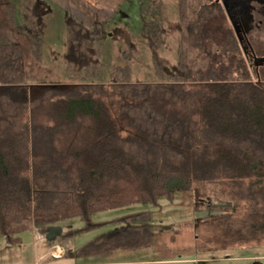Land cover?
<instances>
[{"label":"trees","instance_id":"16d2710c","mask_svg":"<svg viewBox=\"0 0 264 264\" xmlns=\"http://www.w3.org/2000/svg\"><path fill=\"white\" fill-rule=\"evenodd\" d=\"M27 1L0 0L4 241H19L37 220L48 226L79 218L80 231L103 228L94 214L156 205L161 197L172 200L204 182L222 186L219 193L232 203L216 218L223 244L230 245L220 249L264 248V67L248 65L247 46L222 2L178 0L177 65L166 69L154 55L155 69L166 79L152 84L130 81L127 53L119 57L123 64L113 65L109 84L85 81L99 70L95 41L101 26L69 17L68 83L43 85L32 97L15 35L22 32L38 44L40 32L29 26L40 27L42 5ZM141 18L156 49L160 26ZM225 18L231 28L223 25ZM41 112L44 121L36 120ZM111 223L83 254L149 244L147 212Z\"/></svg>","mask_w":264,"mask_h":264},{"label":"rangeland","instance_id":"374dc122","mask_svg":"<svg viewBox=\"0 0 264 264\" xmlns=\"http://www.w3.org/2000/svg\"><path fill=\"white\" fill-rule=\"evenodd\" d=\"M128 1L130 4L128 10L125 9L124 13L119 14L116 19L103 23L99 28V35L95 41L96 48L99 50L97 57L100 64L99 70L85 81L109 84L112 80L113 65L117 62L124 63L119 60L122 53L129 55L127 63L130 66L132 83L152 84L166 79L156 71L154 55L164 63V68L176 67L180 37L178 0ZM49 10L41 9L39 28L29 26L32 31H35L34 33L40 32L37 38L38 44L30 42L28 36L21 31L15 35L23 53V81L26 88L30 89L28 91L32 97L38 94L43 85L66 84L69 79L66 33L67 20L72 16L53 5ZM143 14L160 26L161 42L156 49L150 47L143 31L141 18ZM223 25L231 28L227 18ZM248 36L256 53L264 57V24L259 31H254ZM247 63L251 64L248 58ZM78 81L76 80L77 83ZM42 113L36 116V120H45ZM221 189H223L222 186L211 183L194 182L189 191L175 194L172 200L161 197L156 205L133 204L98 212L92 216V220L98 223L104 222L106 226L84 232L80 231L83 228V222L79 218L62 221L59 229L65 227L66 231L64 230L62 234L55 232L52 235L45 229L47 225L37 220L30 230L19 235V241L0 242V264H30L33 260H37L38 254L43 251L48 253L43 261L45 263L249 264L252 259H246L248 257L261 262L255 259V249L231 251L220 249L230 245L223 244L221 227L218 226L216 218L226 214L229 212L227 210L232 208V203L225 200L219 193ZM136 212H147L149 217L150 242L147 246L118 249L110 254L82 253L85 250L82 248L98 234L113 228L112 220ZM232 216L237 217L236 214ZM60 248L67 251V256L66 252H63L66 258L59 262L53 261L51 257L63 255L58 254L61 252Z\"/></svg>","mask_w":264,"mask_h":264},{"label":"crops","instance_id":"0c3cea01","mask_svg":"<svg viewBox=\"0 0 264 264\" xmlns=\"http://www.w3.org/2000/svg\"><path fill=\"white\" fill-rule=\"evenodd\" d=\"M40 4L42 5V8L49 9L51 8V5L58 7L60 10H63L65 13L69 14L70 16L77 19V21L82 22L84 25L92 26L95 23H98L103 25V23H108L112 21L113 19H116V17L119 14L124 13V10L130 8V4L128 3V0H39ZM64 222V221H63ZM59 222L57 224L48 225L46 226V230L48 227H54L57 228L61 226ZM63 229V230H62ZM65 227L61 228V234L64 232ZM66 231V230H65ZM3 242L4 239L0 235V242ZM59 246V245H57ZM61 246V245H60ZM62 247V246H61ZM60 253L63 254V252L67 251L63 248H60ZM255 259L261 260V262L254 261L253 257H248L246 259H252L249 261V264L257 263V264H264V248L255 249ZM258 253L259 255H257ZM48 253L45 251L41 252L37 256V260H31L30 264H68L66 263H50V262H43L47 258ZM66 256L63 254L62 256L57 257H51L53 261L59 262L63 261ZM259 256V257H258ZM231 259V258H230ZM27 262V263H29ZM43 262V263H42ZM88 264V263H87Z\"/></svg>","mask_w":264,"mask_h":264},{"label":"flooded vegetation","instance_id":"af4514ba","mask_svg":"<svg viewBox=\"0 0 264 264\" xmlns=\"http://www.w3.org/2000/svg\"><path fill=\"white\" fill-rule=\"evenodd\" d=\"M221 1V0H220ZM231 20L237 27L241 40L246 44L247 58L255 70L264 67V57L256 53L249 34L259 31L264 24V0H226ZM257 264V263H253Z\"/></svg>","mask_w":264,"mask_h":264},{"label":"water","instance_id":"95a60500","mask_svg":"<svg viewBox=\"0 0 264 264\" xmlns=\"http://www.w3.org/2000/svg\"><path fill=\"white\" fill-rule=\"evenodd\" d=\"M221 2H222V4L224 5L225 11H226V15H228V18H229L231 24L233 25L232 27H234V26H235V23L231 20L230 12H229V10H228V3H226V0H221ZM234 29H235V32H236L238 38H239L238 40L241 42V41H242V40H241L242 38H241V36H240V34H239V31H238L237 27H234ZM58 229H59V227H57V228H54V227H48V228H47V231L50 232L51 235L54 234L55 232H57V233H61V229H59V230H58Z\"/></svg>","mask_w":264,"mask_h":264}]
</instances>
